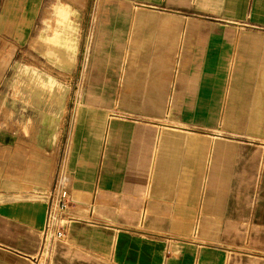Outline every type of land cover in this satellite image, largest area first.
<instances>
[{"label":"crops","instance_id":"0c3cea01","mask_svg":"<svg viewBox=\"0 0 264 264\" xmlns=\"http://www.w3.org/2000/svg\"><path fill=\"white\" fill-rule=\"evenodd\" d=\"M63 1L90 16L79 116L65 148L0 116V264L37 263L64 168L84 221L47 264H264V0ZM51 2L0 0V87Z\"/></svg>","mask_w":264,"mask_h":264},{"label":"rangeland","instance_id":"374dc122","mask_svg":"<svg viewBox=\"0 0 264 264\" xmlns=\"http://www.w3.org/2000/svg\"><path fill=\"white\" fill-rule=\"evenodd\" d=\"M64 3L63 0L50 3L49 11L42 13L30 30L29 44L20 46L15 29L7 30V48H13L15 55L0 87V116L14 122L16 133L53 135L62 148L67 146L79 116L90 21L89 14L71 11ZM75 4L81 8L84 1L76 0ZM61 25L70 27L77 44L76 63L72 67L48 47L58 37L56 33L60 36L56 31ZM49 79L55 88L45 84Z\"/></svg>","mask_w":264,"mask_h":264},{"label":"built area","instance_id":"2783aa9c","mask_svg":"<svg viewBox=\"0 0 264 264\" xmlns=\"http://www.w3.org/2000/svg\"><path fill=\"white\" fill-rule=\"evenodd\" d=\"M69 178L65 168L56 176L52 186L45 191L46 194V218L42 230V244L37 263L47 264L49 260L50 246L56 242L66 240L69 227L73 222L84 221L81 214L76 211L77 203L73 199L68 188Z\"/></svg>","mask_w":264,"mask_h":264}]
</instances>
